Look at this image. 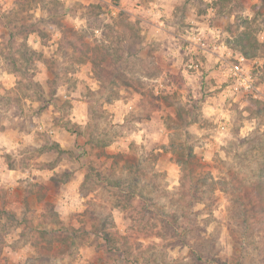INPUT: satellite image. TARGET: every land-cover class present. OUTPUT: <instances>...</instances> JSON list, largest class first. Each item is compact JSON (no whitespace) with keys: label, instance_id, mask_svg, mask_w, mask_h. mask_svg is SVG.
Returning <instances> with one entry per match:
<instances>
[{"label":"rangeland","instance_id":"rangeland-1","mask_svg":"<svg viewBox=\"0 0 264 264\" xmlns=\"http://www.w3.org/2000/svg\"><path fill=\"white\" fill-rule=\"evenodd\" d=\"M237 1L0 0V264H264V0Z\"/></svg>","mask_w":264,"mask_h":264},{"label":"trees","instance_id":"trees-1","mask_svg":"<svg viewBox=\"0 0 264 264\" xmlns=\"http://www.w3.org/2000/svg\"><path fill=\"white\" fill-rule=\"evenodd\" d=\"M229 1H231V0H229ZM235 1H236V3H238L237 0H235ZM239 5H241V4L239 3ZM244 32L245 31H242L240 34H243ZM241 37H243V35H241ZM248 42L250 43V45ZM239 44L243 45L242 49L245 52L244 54L246 56H249L251 53L256 54V52L258 51V49L260 47V44H259L255 34H250V33H246V32H245V38L244 39L242 38V40H239ZM248 51H251V53H247ZM93 62L95 64V60ZM261 110H264V108L262 106L258 105V107L255 106L254 112L255 113L261 112ZM177 147L182 148V150H181L182 152L179 149L176 150V152L178 154V163L182 168L187 169L193 163L194 156L191 154L188 147H183L181 145L177 146ZM85 182H86V180H85ZM83 194H85V193H83ZM263 194H264V191H263ZM258 195H260V194H258ZM259 200L264 201V195H260ZM99 232L101 233V235L103 236V239L105 241V244L103 247H105L106 253H117V252L119 253L122 251L121 256H123V257L129 256V251L127 249L128 248L127 247L128 242L123 241L122 245H119L120 241L118 239H116L115 237H112L108 233L107 230H104V228H102L101 231L97 230L96 233H99ZM124 262H127V260H124Z\"/></svg>","mask_w":264,"mask_h":264},{"label":"built area","instance_id":"built-area-1","mask_svg":"<svg viewBox=\"0 0 264 264\" xmlns=\"http://www.w3.org/2000/svg\"><path fill=\"white\" fill-rule=\"evenodd\" d=\"M227 71H228L227 74L228 77L237 80L238 83L241 82L240 84L243 86H248L249 79L248 77H245L244 62L230 66V68H227Z\"/></svg>","mask_w":264,"mask_h":264}]
</instances>
